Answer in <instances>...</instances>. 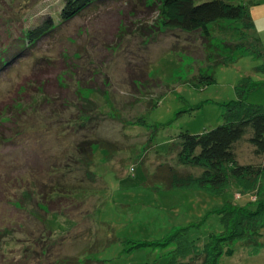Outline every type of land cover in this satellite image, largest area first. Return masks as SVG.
I'll return each mask as SVG.
<instances>
[{
    "label": "rangeland",
    "instance_id": "obj_1",
    "mask_svg": "<svg viewBox=\"0 0 264 264\" xmlns=\"http://www.w3.org/2000/svg\"><path fill=\"white\" fill-rule=\"evenodd\" d=\"M62 3L0 0L2 57L47 15L56 25L0 68V264H67L74 255L94 264H166L172 246L134 244L187 227L203 245L222 230L213 211L233 198L234 185L218 195L152 188L144 165L152 173L180 130L218 125L220 103L235 99L245 75L255 78L256 59L238 52L213 65L215 47L228 50L224 27L213 25L206 50L198 31L164 23L161 0H98L65 22ZM206 73L214 82L198 87ZM247 99L264 105V86ZM154 125L157 150L146 152ZM101 140L114 148L93 144ZM89 143L93 165L83 152ZM237 155L262 160L245 140ZM227 246L234 252L217 264H264V244Z\"/></svg>",
    "mask_w": 264,
    "mask_h": 264
},
{
    "label": "trees",
    "instance_id": "obj_2",
    "mask_svg": "<svg viewBox=\"0 0 264 264\" xmlns=\"http://www.w3.org/2000/svg\"><path fill=\"white\" fill-rule=\"evenodd\" d=\"M95 1L98 0H63L60 9L62 21L80 15ZM256 3L254 0H161V16L169 26L189 33L198 31L205 40L206 50L212 46L211 38L213 29L215 30L213 25L224 27V45L228 50L215 47L217 59L213 61V65L217 66L230 63L238 52H242L238 58L244 54L255 58L264 57L250 12L252 5ZM222 19L230 24L221 26L219 21ZM55 26L53 17L47 15L39 24L24 30L17 37L20 42L11 56L5 58L0 55V68L23 52L25 46L34 44ZM228 51L231 52L230 56L226 55L229 54ZM254 70L264 71V63L254 67ZM199 75L198 87L201 88L215 80L213 74ZM262 84L252 78L251 74L245 75L240 82L234 84L235 99L220 103L222 111L218 125L196 133L180 130L170 136L165 159L162 154L157 155L158 163L152 173L144 165L147 178L145 184L148 183L152 188L162 184L169 190L204 189L218 195L234 185L233 198L213 211L219 216L222 230L210 233L207 242L201 246L189 239L187 227L177 228L162 239L138 241L134 245L172 246L166 264H217L223 253L234 252L232 247L227 246L234 241H241L243 245L264 244V105L251 103L247 99ZM158 104L159 101H156V105ZM141 119L144 124L145 120ZM157 131V125H154L145 142L146 152L156 149L154 139ZM243 140L252 146L256 156L261 157L260 162L240 160L237 146ZM96 143L104 149L114 148L108 141L101 140L93 144ZM89 144L88 149L83 148V152L90 165H93L92 144ZM141 157L142 161L146 158L145 155ZM89 174L94 175L91 170ZM113 239L117 237L114 236ZM62 261L67 264H94L95 260L74 255Z\"/></svg>",
    "mask_w": 264,
    "mask_h": 264
},
{
    "label": "crops",
    "instance_id": "obj_3",
    "mask_svg": "<svg viewBox=\"0 0 264 264\" xmlns=\"http://www.w3.org/2000/svg\"><path fill=\"white\" fill-rule=\"evenodd\" d=\"M254 1H257V0H254ZM258 1H260V0H258ZM250 12H251V15L253 17L255 27H256L255 33L261 40V49H262L263 54H264V2H261V3L257 2L255 5H252ZM255 59H256V62L254 63L255 64L254 67L259 66V65L264 63V57L263 58H255ZM254 67H253V73H256V74H254V76H255L254 79L257 80L258 82L263 83L262 85H260L254 89V90H256V89L264 86V71L257 72L254 70ZM254 100H256V99H254ZM262 102H264V101H262Z\"/></svg>",
    "mask_w": 264,
    "mask_h": 264
}]
</instances>
